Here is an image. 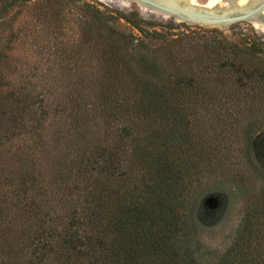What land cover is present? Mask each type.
Instances as JSON below:
<instances>
[{"label":"trees","instance_id":"obj_1","mask_svg":"<svg viewBox=\"0 0 264 264\" xmlns=\"http://www.w3.org/2000/svg\"><path fill=\"white\" fill-rule=\"evenodd\" d=\"M37 1L59 77L0 72V264H264V182L221 254L197 218L241 185L236 147L264 178V38L81 0H0V19Z\"/></svg>","mask_w":264,"mask_h":264},{"label":"rangeland","instance_id":"obj_2","mask_svg":"<svg viewBox=\"0 0 264 264\" xmlns=\"http://www.w3.org/2000/svg\"><path fill=\"white\" fill-rule=\"evenodd\" d=\"M94 4H98L102 8L108 6L115 9H120L125 12L138 11L144 18L148 20H155L163 23L173 24H187L189 27H180L177 31H199L202 29L217 28L222 31L230 40L240 42L243 38L252 37L255 34L264 38V32L259 31L251 21L236 22L226 26L225 28L202 26L196 24H189L179 20L162 18L161 15L156 13L144 12L142 7L137 3H131L127 6L119 5L115 2H107L104 0H81ZM199 4H207L208 7L215 6L217 0H198ZM43 2L37 1L30 3L20 8L8 12L2 19H0V54H4V62L1 68L4 71L1 73L8 75L10 78H19L20 75L28 78L32 75L29 73L31 69L35 67L39 68V75L35 74L32 78H48L49 80L56 79L59 77L57 71V65L52 55L49 53L48 48L45 47V34L42 33L41 26L43 25L42 20L39 18L40 8L43 7ZM214 4V5H213ZM67 15L68 10H66ZM71 23H63V31L67 36V41L72 45L76 38L75 29L76 18L79 13H71ZM181 26V25H180ZM47 37V36H46ZM49 68H52L54 72H48ZM259 124H261L259 122ZM256 131V137L253 144V159L255 165L261 169L264 168V151L262 149L264 140V125H260ZM260 140L262 142H260ZM240 146L236 147L234 158L236 160V171L238 172L239 179L243 181L231 183L226 182L223 185V189H215L210 187L204 193L205 196L210 197L211 195H217L218 202H214L215 206H218L219 211L215 216H205L203 218L209 219L206 224L201 223V214L197 216L198 223L202 227V231L199 236V241L202 243L203 252L207 255L221 254L231 244L235 229L237 228L242 212H243V201L244 194L248 191L250 194L251 201L257 202L260 200V191L264 178L261 174H257L255 169L248 168L245 164V155L242 153ZM238 164V166H237ZM243 172L241 176L240 170ZM222 195V201H219ZM212 219V220H211Z\"/></svg>","mask_w":264,"mask_h":264},{"label":"water","instance_id":"obj_3","mask_svg":"<svg viewBox=\"0 0 264 264\" xmlns=\"http://www.w3.org/2000/svg\"><path fill=\"white\" fill-rule=\"evenodd\" d=\"M115 2L122 6L137 3L142 10L156 13L162 18L179 20L189 24L220 27L243 21L259 20L264 22V0L250 1L247 5H240L237 0H217L215 6L199 4L198 0H104ZM215 204L216 198L208 200Z\"/></svg>","mask_w":264,"mask_h":264},{"label":"bare ground","instance_id":"obj_4","mask_svg":"<svg viewBox=\"0 0 264 264\" xmlns=\"http://www.w3.org/2000/svg\"><path fill=\"white\" fill-rule=\"evenodd\" d=\"M250 1L254 0H237V2H240V5H247ZM214 5V4H213ZM216 5V4H215ZM253 25L259 30L264 32V22H261L259 20L253 21Z\"/></svg>","mask_w":264,"mask_h":264},{"label":"flooded vegetation","instance_id":"obj_5","mask_svg":"<svg viewBox=\"0 0 264 264\" xmlns=\"http://www.w3.org/2000/svg\"><path fill=\"white\" fill-rule=\"evenodd\" d=\"M260 142H262L261 140H260ZM263 142H264V140H263ZM262 149H263V151H264V143H263V145H262ZM264 153V152H263Z\"/></svg>","mask_w":264,"mask_h":264}]
</instances>
